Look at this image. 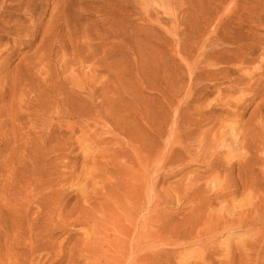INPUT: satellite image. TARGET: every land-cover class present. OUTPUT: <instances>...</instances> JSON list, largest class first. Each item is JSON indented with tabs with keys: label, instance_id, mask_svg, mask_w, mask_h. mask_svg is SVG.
I'll return each instance as SVG.
<instances>
[{
	"label": "rangeland",
	"instance_id": "obj_1",
	"mask_svg": "<svg viewBox=\"0 0 264 264\" xmlns=\"http://www.w3.org/2000/svg\"><path fill=\"white\" fill-rule=\"evenodd\" d=\"M228 2L0 0V264H264V216L253 207L264 191V8L239 24L251 1ZM191 90L194 116L205 112L209 138L223 140L203 152L227 155V181L242 185L218 201L209 179L208 209L249 211L229 237L195 236L174 198L183 175L161 168L166 111L169 122L177 107L186 117ZM242 152L259 157L250 169ZM163 193L168 203L155 197Z\"/></svg>",
	"mask_w": 264,
	"mask_h": 264
},
{
	"label": "bare ground",
	"instance_id": "obj_2",
	"mask_svg": "<svg viewBox=\"0 0 264 264\" xmlns=\"http://www.w3.org/2000/svg\"><path fill=\"white\" fill-rule=\"evenodd\" d=\"M228 1V0H227ZM251 1V5L248 7V9H247V11H243V10H241V12L238 14V15H236L235 16V18H236V21L239 23V24H241V23H243L245 20H246V17H245V13H248V14H250V15H253V16H255V18H257V19H260L261 17H262V15H263V13L262 12H260V10H263V8H264V0H250ZM234 2H235V0H229V2H228V4L227 5H229V6H235L234 5ZM236 6H238V5H236ZM234 18V19H235ZM256 19V20H257ZM253 22H255V21H253ZM239 48V47H238ZM237 49V48H236ZM205 56V55H204ZM206 58V57H205ZM222 62H224V61H220L218 58H213V60L209 63L210 65H218V64H220V63H222ZM190 68L191 69H194L193 68V66H190ZM213 68V67H212ZM195 70H193V72H194ZM219 71H220V69H217L216 71H214V75H217L218 73H219ZM263 71H264V69H263ZM193 72L191 71V73L193 74ZM209 72V71H208ZM210 73V72H209ZM212 74V75H213ZM241 77V76H240ZM223 78V77H222ZM225 78V77H224ZM242 78H244L245 79V77H242ZM199 79V78H198ZM214 78L212 77V80H213ZM217 79V78H216ZM220 79V78H219ZM236 79H238V78H236ZM236 79H234L235 81H236ZM258 79V80H257ZM256 79V82H255V80H254V82H250L251 84H248V87H247V89L250 91V90H252L251 92H250V99L252 98V100L254 99L253 98V96H256L257 95V93H258V88H256V89H254L253 88V84L254 85H256L257 83H260L261 84V79H260V77L259 78H257ZM233 80V81H234ZM243 80V79H242ZM218 81V80H217ZM239 81H241V79H239ZM238 81V82H239ZM244 81V80H243ZM242 82V81H241ZM195 84H197V83H195ZM216 84V83H215ZM218 84H219V81H218ZM195 86V85H194ZM260 86V85H259ZM197 87V86H196ZM257 87V86H256ZM216 88H218V87H216ZM260 88V87H259ZM189 89V88H188ZM192 89V88H191ZM196 89V88H195ZM246 89V88H245ZM218 90V89H217ZM223 90V89H222ZM227 90V89H226ZM225 90V91H226ZM229 90V89H228ZM220 91H221V89H220ZM220 91H218V93H220ZM224 91V90H223ZM227 92V91H226ZM229 92V91H228ZM245 92V94H246V92L247 91H244ZM198 93V92H197ZM201 93V92H200ZM199 93V94H200ZM208 93V92H207ZM248 93V92H247ZM206 94V93H205ZM209 94V93H208ZM207 94V95H208ZM220 94H222V93H220ZM187 95V94H186ZM190 95H191V98L189 99V105H188V113H187V116L186 117H184L183 119L181 118V116H180V108L179 107H177L176 109H175V111H174V113H175V117H174V120H172L171 122H169V120H168V118H167V115H168V112L166 111V117H165V120H164V124H165V126H166V128L165 129H161V135L162 136H164V137H162V138H164V141L162 140V145H163V147H161L162 148V152H163V155H162V157H163V159H162V157L161 156H159V157H161V160H164L162 163H163V165H162V167L161 168H163L164 167V169H165V167L166 168H168V167H178L176 170H177V174H182L183 176L181 177V178H179V179H177L179 182H176V184L173 186V192H174V198H175V200H176V203H177V205H179V203H180V201H182L181 203L184 205V208H185V210H186V214H185V216H183L185 219H188L189 221H191V229H193V231H195V236L196 237H198V236H200V235H205L207 238H211V237H215L216 235H218V234H221V235H225V236H230V234L234 231L233 229H234V227H238V228H242L243 226H245V224L241 221L243 218V214L245 215L244 217H246V216H248L249 214V211H247L246 213H244V212H241V211H235V212H232V211H234V210H236V208L233 210V209H228L227 211L228 212H225L224 210H222V212H217V213H214V212H212L210 209H208V206L209 205H211V203H213L214 202V200L213 199H205L203 196H202V194L204 195V193H207L206 191H208V192H210L209 190L210 189H208L207 188V185H208V182L210 181V180H213V183H216V184H218V187H219V184L222 182H220V183H218V181H220L221 180V170L222 169H220L219 168V166H223V169H225L228 173L226 174V175H222L223 177H222V180H223V186H220L219 188L217 187V185L215 184H213L214 185V187L216 186L217 187V189H219V190H215L216 188H214V189H212V187H211V189L212 190H214V192H215V194L217 195L216 196V198H217V200L219 201V199L220 198H225V199H228L229 198V200H230V198L231 197H233L234 195H235V198L236 197H238V196H236V194L238 193V188H240L241 189V187H242V185H240L239 186V184L241 183H238V184H235L233 181L234 180H232V182L231 183H229L230 181H227V178H228V176H231V173H232V164H228L229 162H228V160L226 159V154H227V152L226 153H224L226 156H225V158L224 159H226L227 160V162L228 163H226V161L225 162H223V160L224 159H222L221 157H219V154L220 155H222L221 153H218V152H216V153H213L214 151H212V153L210 154V152L208 151V149H205L206 151H208V152H203L204 150H202V148L206 145H208V144H206L208 141L207 140H209V144L211 145V144H213V143H221V141H223L222 139H219V140H216V137L215 136H219V134L217 135V133H218V131H217V133L216 132H214L213 133V135H214V137H212V138H209V132H211L212 133V131L211 130H214V129H212V126H210V124H209V126H207L208 125V123H210V122H212V121H210L209 119L210 118H208V116H207V114L205 113V112H203V113H200V112H198L199 114H198V116H194V114H193V110L194 109H196V110H198V108H200V107H198V100H199V97H198V99H196V96L195 95H197V94H195V91L194 90H191V92H190ZM219 95V94H218ZM206 96V95H205ZM243 96V95H242ZM244 96H246V95H244ZM243 96V97H244ZM247 96H248V94H247ZM236 96H234V98H235ZM238 97V96H237ZM219 98H222V97H219ZM242 98V97H241ZM258 98V97H257ZM256 98V99H257ZM232 99V98H231ZM237 99V98H236ZM234 100V99H232L233 101H237V100H241L240 99V96H239V98L237 99V100ZM250 99H249V101H250ZM172 100V99H171ZM200 100H202V98L200 99ZM220 100V99H219ZM245 100V99H244ZM248 100V99H247ZM217 101H218V99H217ZM221 101V100H220ZM225 101V100H224ZM171 102L172 101H170V100H166V104L168 105V106H170L171 105ZM238 102V101H237ZM241 102V101H240ZM199 103H200V101H199ZM227 103V102H226ZM230 103V102H229ZM242 104V103H241ZM245 104V103H244ZM262 104H264V102H262ZM234 105V104H233ZM236 105H238L237 103H236ZM240 105V104H239ZM261 105V104H260ZM241 106V105H240ZM262 107V106H261ZM264 107V106H263ZM237 108V107H236ZM204 109H206V108H203V110ZM211 109V108H210ZM235 108H233V110H234ZM256 109L258 110L259 109V105L256 107ZM202 110V111H203ZM208 110H209V108H208ZM201 111V110H200ZM211 112H215L214 111V109H213V111H211ZM209 113V112H208ZM234 113V112H233ZM262 113H264V110L262 111ZM232 114V113H231ZM263 116H264V114H263ZM209 117H210V115H209ZM232 117H233V114H232ZM231 117V118H232ZM228 118V117H227ZM234 118V117H233ZM229 119V118H228ZM236 119V118H235ZM235 119H234V121H235ZM211 120H212V118H211ZM237 120V119H236ZM210 121V122H209ZM227 121V120H226ZM232 121V120H231ZM256 121H258V120H256ZM230 122V119H229V121H228V124H230L229 123ZM239 122V121H238ZM262 122H264V121H262ZM235 124L237 123V121L236 122H234ZM233 124V122H231V124H230V126ZM239 124V123H238ZM237 124V125H238ZM263 124V123H262ZM211 125H213L212 123H211ZM215 125V124H214ZM225 125H227V124H225ZM236 125V126H237ZM240 125V124H239ZM224 126V125H223ZM235 126V125H234ZM262 126H264V124L262 125ZM240 127H241V125H240ZM252 127V126H251ZM257 127H258V124H257ZM230 128V127H229ZM253 128V127H252ZM218 129V128H217ZM228 129V128H227ZM239 130V129H238ZM251 130V129H250ZM263 130V129H262ZM221 131V130H220ZM228 131V130H227ZM247 131V130H246ZM245 131V132H246ZM236 132V131H235ZM241 132V131H240ZM256 132V131H255ZM220 133H222V131L220 132ZM227 133V132H226ZM228 134H230V133H228ZM239 134H241V133H239ZM242 134H244V135H246L244 132L242 133ZM212 135V134H211ZM223 135V134H222ZM232 135V134H231ZM238 135V134H237ZM244 135H242L243 136V138H244ZM249 135V134H248ZM261 135V134H260ZM229 136V135H228ZM227 136V137H228ZM232 136H234V135H232ZM255 136V135H254ZM235 137V136H234ZM241 137V136H240ZM246 137V136H245ZM161 138V139H162ZM218 138H223V136L222 137H218ZM230 138V137H229ZM235 138H237V137H235ZM242 138V137H241ZM255 138V137H254ZM224 139V138H223ZM237 139H239V136H238V138ZM240 140V139H239ZM244 141L246 140V138H244L243 139ZM235 141V140H234ZM233 141V142H234ZM240 141H242V140H240ZM259 142V141H257V140H254V142ZM262 141V140H261ZM213 142V143H212ZM226 142V141H225ZM229 142V141H228ZM253 142V143H254ZM263 142V141H262ZM227 143V142H226ZM225 143V144H226ZM235 143V142H234ZM239 143V142H238ZM246 143H249V142H246ZM228 144V143H227ZM263 144V143H262ZM224 144H222V146H223ZM229 145V144H228ZM227 145V146H228ZM250 145H251V143H250ZM258 145V144H257ZM261 145V144H260ZM218 146V145H217ZM226 146V148L228 149V147ZM233 146H234V144H233ZM253 146H255V147H257L255 144L253 145ZM208 148H209V145L207 146ZM213 147H214V149H216L215 148V145H213ZM213 147L211 146V148L210 149H212L213 150ZM220 147V146H219ZM241 148H239L240 150L242 149H244L245 148V143L244 142H241V146H240ZM248 147H249V145H248ZM247 147V148H248ZM198 148V149H197ZM222 148H224V147H222ZM229 148H231V147H229ZM261 148V147H260ZM156 149H158V148H156ZM195 149H197V151L195 152L194 150ZM209 149V150H210ZM225 149V148H224ZM246 149V148H245ZM257 149H259L258 147H257ZM160 150V149H159ZM200 151V153H198L199 151ZM237 150V149H236ZM241 150V151H242ZM249 149H247L246 151H248ZM252 150H253V147H252ZM256 150V149H255ZM262 150H263V148H262ZM261 150V151H262ZM211 151V150H210ZM216 151H217V149H216ZM221 152H222V150H220ZM225 151H226V149H225ZM254 151V150H253ZM231 152H232V149H231ZM258 152V151H257ZM208 153V154H207ZM229 153V152H228ZM234 153V152H233ZM237 153V152H236ZM246 153H248V152H242V153H240V154H243V156H241V155H239V157H241V160H244L243 162H244V164H246V166H247V164L248 163H250L252 160H253V158H259V157H254V155L253 154H246ZM254 153V152H253ZM259 153V152H258ZM257 153V154H258ZM262 153V152H261ZM150 154V153H149ZM230 154V153H229ZM228 154V157L227 158H229V161L231 160V155H229ZM235 154V153H234ZM260 154V153H259ZM256 155V154H255ZM262 155V154H261ZM260 155V156H261ZM152 156V155H151ZM154 156V155H153ZM259 156V155H258ZM211 157V158H210ZM224 157V156H223ZM235 157V156H234ZM238 157V156H237ZM221 158V159H220ZM262 158H263V156H262ZM148 159V158H147ZM156 159H154V161H155ZM160 160V161H161ZM188 160V161H187ZM256 162H258L256 159H254ZM201 161H202V169L200 170H198V168L197 169H193V170H190V171H187L186 169H187V166L189 167L190 165V163H201ZM254 161V162H255ZM260 162V161H259ZM154 163V162H153ZM242 164V163H241ZM251 164V163H250ZM250 164H248V165H250ZM254 163H252V165H253ZM256 164H258V163H255L254 165H256ZM260 164H261V162H260ZM157 165V164H156ZM176 165V166H175ZM160 166V165H159ZM246 166H244V167H246ZM261 166H263V165H261ZM247 167H249V166H247ZM257 167V166H256ZM154 168V167H153ZM259 168V167H258ZM241 169H244V168H242V166H241ZM246 169H248V168H246ZM246 169H244V170H246ZM249 169H250V167H249ZM248 169V170H249ZM253 169V168H252ZM261 169V168H260ZM257 170V169H256ZM256 170H254V172L256 171ZM262 170V169H261ZM187 171V172H186ZM238 171H239V167H238ZM243 171V170H242ZM251 171V170H250ZM249 171V172H250ZM148 172V171H147ZM244 173V172H243ZM253 173V172H252ZM259 173V172H258ZM257 173V174H258ZM261 173V172H260ZM264 173V172H263ZM172 174H174L175 175V173H172ZM238 174L240 175V172H238ZM250 174V173H249ZM254 174V173H253ZM262 174V173H261ZM252 175V174H251ZM236 176H238V175H236ZM264 176V175H263ZM241 178V176H238L237 178ZM230 179H231V177H229ZM245 178H248L249 180H246L245 181V184H243V186H245V188H249V190H251V191H255V193H256V191L257 190H255V182H253L252 181V178H251V176H249L248 174H246L245 173ZM262 178H264V177H262ZM210 179V180H209ZM238 180V179H237ZM242 180V179H241ZM244 180V179H243ZM264 180V179H263ZM210 182H212V181H210ZM239 182V181H238ZM151 189H152V191H154V184L152 183L150 186H149ZM149 188V189H150ZM242 190V189H241ZM151 191V192H152ZM246 192V191H245ZM211 193V192H210ZM244 193V192H243ZM238 195V194H237ZM244 195V194H243ZM249 195V194H248ZM163 196H165L164 198H163ZM155 197L157 198V200H158V202L159 203H168V201H169V199L171 198L170 197V195L167 193H163V195H160V194H156L155 195ZM234 198V197H233ZM244 200H245V198L244 197H242ZM248 198V197H247ZM237 199V198H236ZM236 199H234V200H236ZM255 199V198H254ZM154 200V199H153ZM212 200H213V202H212ZM221 200V199H220ZM229 200H225V202H228ZM233 200V199H232ZM233 200V201H234ZM248 200V199H247ZM237 201V200H236ZM249 201V200H248ZM172 202V201H171ZM222 202V201H221ZM224 202V201H223ZM230 203H231V201H229ZM229 202L228 203H226L225 205L226 206H224L225 207V210L228 208L227 206L229 205ZM252 202V201H251ZM251 202H249V203H251ZM220 203V202H219ZM244 203H245V201H244ZM246 203H248V202H246ZM245 203V204H246ZM239 204V203H238ZM232 205V204H231ZM235 205V204H234ZM250 205V204H249ZM248 205V206H249ZM233 206V205H232ZM240 206V205H239ZM238 206V207H239ZM243 206V205H242ZM211 207V206H210ZM235 207V206H234ZM237 207V206H236ZM253 207H254V210H255V215H256V213L258 212V214L259 215H261V219H262V216H264V191L262 192V194L260 195V197L256 200V202H254L253 203ZM223 208V207H222ZM221 208V209H222ZM232 208V207H231ZM241 208H243V207H241ZM245 209V208H244ZM243 209V210H244ZM248 209H250L249 207H248ZM252 209V208H251ZM229 210L231 211L230 213H229ZM237 210H238V208H237ZM241 210V209H240ZM188 214V216L186 217V215ZM260 217V216H259ZM258 217V218H259ZM234 218L236 219H238L237 221H235L234 220ZM240 218H242L241 220H240ZM249 219H247V220H251L250 219V216L248 217ZM252 218V217H251ZM257 218V219H258ZM246 220V221H247ZM253 220H254V218H253ZM252 220V221H253ZM259 220V219H258ZM257 220V222H259ZM256 221V220H255ZM251 222V221H250ZM254 222V221H253ZM246 223V222H245ZM264 223V222H263ZM256 224V223H255ZM251 224H249V226H250ZM248 226V225H247ZM246 226V227H247ZM248 226V227H249ZM258 226V225H257ZM261 227V226H260ZM256 228V226H255V229H257V230H264L263 228L261 229V228ZM237 228V229H238ZM244 228V227H243ZM251 228H252V225H251ZM201 229V230H200ZM231 229L233 230V231H231ZM248 230V229H247ZM252 230H253V228H252ZM251 230V231H252ZM257 230L256 231H254V232H257ZM192 231V230H191ZM250 231V232H251ZM249 232V233H250ZM247 233V232H246ZM252 233V232H251ZM258 233V232H257ZM260 233H262L261 231H260ZM252 234H254V233H252ZM252 234H250V235H252ZM256 234V233H255ZM256 235H258V234H256ZM255 235V237L254 238H256V237H258V236H256ZM263 235V234H262ZM261 235V236H262ZM204 236V237H205ZM260 236V237H261ZM247 238H249V237H247ZM253 237L251 236L249 239H251V240H253L252 239ZM259 238V237H258ZM262 238H264V237H262ZM248 239V240H249ZM260 239V238H259ZM259 239H257L256 238V241L257 240H259ZM255 241V240H254ZM246 242V241H245ZM252 242V241H251ZM250 242V243H251ZM260 242H261V240H260ZM259 241H258V244L260 243ZM253 243V242H252ZM251 243V244H252ZM256 244H257V242L255 243V246H256ZM257 244V245H258ZM252 246H254V245H252ZM249 248V247H248ZM255 248V247H254ZM253 249V248H252ZM250 255V254H249Z\"/></svg>",
	"mask_w": 264,
	"mask_h": 264
}]
</instances>
